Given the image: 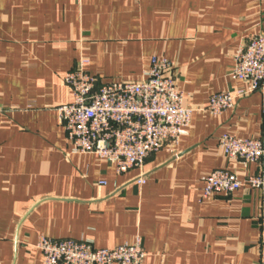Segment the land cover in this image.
Wrapping results in <instances>:
<instances>
[{
    "label": "crops",
    "instance_id": "0c3cea01",
    "mask_svg": "<svg viewBox=\"0 0 264 264\" xmlns=\"http://www.w3.org/2000/svg\"><path fill=\"white\" fill-rule=\"evenodd\" d=\"M258 34L264 0H0V264H44L40 237L97 249L139 239L144 264H264L258 192L201 199L215 170L260 172L219 139L262 134L264 88L219 116L206 110L212 95L246 89L233 56ZM154 57L175 64L194 110L179 144L126 173L72 153L57 111L72 100L66 74L86 59L99 85L139 82Z\"/></svg>",
    "mask_w": 264,
    "mask_h": 264
},
{
    "label": "built area",
    "instance_id": "2783aa9c",
    "mask_svg": "<svg viewBox=\"0 0 264 264\" xmlns=\"http://www.w3.org/2000/svg\"><path fill=\"white\" fill-rule=\"evenodd\" d=\"M233 60L230 76L246 84V89L236 94L212 95L206 110L213 116L232 109L236 100L264 88V34L239 46ZM88 67L89 61L81 59L66 74L64 82L72 100L57 110L72 153L96 155L118 173H126L143 170L149 157L166 146L179 144L194 110L184 104V94L174 76V63L154 57L141 81L104 85L98 84ZM219 146L228 159L239 161L244 167L256 164L260 172L240 176L229 169L215 170L201 179V199L247 188L258 192L264 205V131L251 139L225 133ZM137 183L144 185L146 180L141 177ZM37 249L44 264H144L146 257L139 239L114 249H97L90 241L40 237Z\"/></svg>",
    "mask_w": 264,
    "mask_h": 264
}]
</instances>
